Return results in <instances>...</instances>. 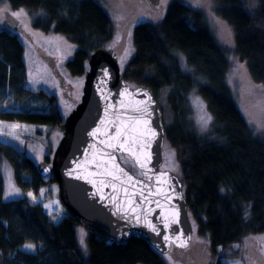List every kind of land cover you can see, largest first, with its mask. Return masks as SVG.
Here are the masks:
<instances>
[{
	"label": "trees",
	"instance_id": "trees-1",
	"mask_svg": "<svg viewBox=\"0 0 264 264\" xmlns=\"http://www.w3.org/2000/svg\"><path fill=\"white\" fill-rule=\"evenodd\" d=\"M0 2L7 3L11 11L23 9L33 29L62 34L77 45L66 63L73 77L85 75L93 51L103 46L116 48L114 22L98 0ZM204 2L230 27L233 52L264 100V0ZM146 3L133 1L130 16H144L132 27L134 54L120 67L128 84L145 86L156 98L163 114L164 143L174 150L175 171L183 181L194 233L188 249L172 248V262L191 264L195 257L192 253V259L190 250L198 243L200 254L211 258L212 264L237 257L244 264H264V109L263 124L256 128L235 100L229 85L233 71L229 50L219 43L203 10L169 0L153 18L145 15ZM14 28L6 21L0 24V102L6 88L18 101L33 94L41 101L54 102L53 96L32 92L26 85L24 49L16 29L28 35L22 26ZM179 53L192 71L182 69ZM244 84L240 104L246 108ZM193 89L212 117L204 134L195 132L186 111ZM0 120L43 124L63 132L64 119L56 107L0 109ZM3 157L11 163L23 191L36 193L48 177L55 181L51 175L41 176L24 151L0 141V164ZM124 157L121 155L122 160ZM2 195L0 171V264H167L163 254L146 241L133 237L124 246H114L106 230L82 227L67 212L56 221L26 196L6 201ZM78 225L84 230L87 250L80 245ZM26 243L34 244L36 251L23 250ZM234 244L247 246L246 255L238 256Z\"/></svg>",
	"mask_w": 264,
	"mask_h": 264
},
{
	"label": "water",
	"instance_id": "water-1",
	"mask_svg": "<svg viewBox=\"0 0 264 264\" xmlns=\"http://www.w3.org/2000/svg\"><path fill=\"white\" fill-rule=\"evenodd\" d=\"M11 16L5 14L6 23ZM87 64L81 96L63 121L50 163L37 162V170L55 179L65 211L82 227L106 230L112 245L124 246L134 237L163 255L188 248L194 229L181 177L162 167L165 128L156 98L147 87L124 80L113 47L96 49Z\"/></svg>",
	"mask_w": 264,
	"mask_h": 264
},
{
	"label": "rangeland",
	"instance_id": "rangeland-1",
	"mask_svg": "<svg viewBox=\"0 0 264 264\" xmlns=\"http://www.w3.org/2000/svg\"><path fill=\"white\" fill-rule=\"evenodd\" d=\"M98 1H100V3L109 13L114 22L116 37L114 44L116 46L115 49L117 50L119 55V64L122 66L127 63L128 60L134 54V46L132 41V27L135 23H137V20L143 19L144 15H141L135 19L130 16L129 11L133 7L132 5L134 0ZM146 1L148 2V4L146 3V7L148 8H146L147 11L145 15L155 18L157 17V14H160L159 11H162V9L164 8V4H166L169 0H160V4L156 6V8L153 7L149 0ZM181 1L191 4L195 8L203 10L205 17L209 23V27L212 29L219 43L229 50L231 64L233 67V71L229 75V85L235 96V100L238 106L240 105L244 114L248 118L249 123L251 125L256 126V128L261 127L263 124L261 120L262 110L264 109V100L261 96H259V94L257 93V88L253 86L248 76L246 75L244 64L238 60L236 54L233 52L232 35L230 27L227 26L213 12L208 2H204V0ZM4 7H7L9 9L7 3L0 2V8ZM9 12L11 14L12 12L16 11L9 10ZM11 18L13 19V16H11ZM4 19L5 14L0 17V24H4ZM26 19L27 15H24L17 22V25L22 26L26 34L29 36H25L21 32L20 34H17V37L24 49L23 62L25 83L32 92L42 91L47 94L48 97L53 96L55 98V101L49 104L47 101H41L36 97V95L33 94L22 101H18L11 96V93L8 92V89L6 88L4 90L3 97L1 98L0 109L49 110L52 107H56L59 110L62 118L65 119L68 113L71 111L73 103L71 99L67 96L68 87L66 89L62 87L61 90V86L60 84L58 85V81L62 78L61 76L56 77L54 72L55 69L58 68L59 73L65 77L66 82L72 84L71 94L74 97L80 98L82 93L84 76L73 77L69 74L66 67V63L71 58L73 52L76 50L77 45L66 40V38L62 34H46L39 30L33 29L29 25L28 20ZM42 53H44L46 56L53 57V60L56 63V66L53 69L54 72L49 66V63L52 59H48ZM178 58L180 60V64L183 70L192 71V68L187 67L186 59L183 54L179 53ZM241 65H243V67H241ZM197 78L200 79V76L197 75ZM244 82L246 84V93H248V105L246 108H243L240 104V98ZM197 101H199V103H197ZM187 104L188 106L186 111L189 114L188 116L193 126V129L198 134L206 133L210 128L212 119L207 124V126H204L201 121V117L211 116V114L207 108L205 101L197 93L196 89H193L189 93ZM13 125H19V127L13 128ZM61 136V132L52 129L48 125L34 124L23 121L0 120V141L4 144L10 145L11 147L19 151H24L25 154L35 163L42 160H46L48 161V163H50L49 159L52 158ZM122 161L135 173H139V171L133 164L132 160L129 159V157H124ZM176 163L177 162L174 150L165 142L163 145L162 167L175 171ZM0 171L3 181L2 196L4 200H15L26 196L31 203L40 204L46 210V212L56 221L61 217V215L66 212L59 201L57 183L56 181L50 180V177L47 178L48 182L43 186L39 187L37 192L34 193L31 190L23 191L22 188L19 187L15 179L13 167L5 157L1 159ZM23 177L26 179L29 178L27 174H25ZM9 192H14V194L11 196L6 195ZM29 193H31L32 195L29 196ZM45 205H48L49 207H45ZM81 229L82 228L78 225L77 233L79 241ZM23 246L21 248L25 251H36V247L34 250H26ZM193 247L195 248V250L192 251L191 249L190 255L193 259V253L195 259L193 262H191V264H212L211 258L205 255L202 256L200 254L198 243H196V246ZM84 248L85 250H87L86 245L84 246ZM246 248L247 246H242L239 244L233 245V249L238 252V256L240 257L246 255ZM163 259L166 261L167 264H173L172 258L169 254L163 255ZM221 260L223 264H244V262L241 261L238 257L222 258ZM253 262L255 264V261Z\"/></svg>",
	"mask_w": 264,
	"mask_h": 264
},
{
	"label": "snow or ice",
	"instance_id": "snow-or-ice-1",
	"mask_svg": "<svg viewBox=\"0 0 264 264\" xmlns=\"http://www.w3.org/2000/svg\"><path fill=\"white\" fill-rule=\"evenodd\" d=\"M8 11H9V9L7 7L0 8V17H2L4 14L8 13ZM11 15L13 17H15L16 19H20L22 16L26 15V13H25V11L23 9H20L19 11L12 12ZM126 55H127V50H126ZM241 67H243V65H241ZM197 103H199V101H197ZM211 119H212L211 116H202L201 117V121H202L204 126H207V124L211 121ZM12 127L16 128V127H19V125H13ZM153 135H155V133H153ZM141 167H144V165L141 164ZM45 171H47V169H45ZM121 171H123V170L121 169ZM125 175H127V173H125ZM129 179H131V177H129ZM13 194H14V192H9L6 195L11 196ZM28 195L31 196L32 194L29 193ZM45 207H49V206L45 205ZM175 222H178V221H174V223ZM150 227H151L152 231H156L155 226H151L150 225ZM166 227H167V225H166ZM157 234H159V233H157ZM84 235H85V233H84L83 229H81L80 230V243H81L82 246H85ZM164 239L168 240L169 237L165 236ZM179 239H180V237H177V240H179ZM178 246L179 247H186V243L181 242L180 244H178ZM23 247L26 250H34L36 246L29 243V244H25ZM262 247H264V245H262Z\"/></svg>",
	"mask_w": 264,
	"mask_h": 264
},
{
	"label": "flooded vegetation",
	"instance_id": "flooded-vegetation-1",
	"mask_svg": "<svg viewBox=\"0 0 264 264\" xmlns=\"http://www.w3.org/2000/svg\"><path fill=\"white\" fill-rule=\"evenodd\" d=\"M7 21H8L7 23H8L9 26L10 25H14V27H15L14 29L17 28V22H18V20H16L14 17H13V19H10V17H8V20ZM16 34H20V32L16 30ZM47 57H48V59H52L51 62L49 63V66L53 70L55 68V66H56V63L53 60V57L52 56H47ZM53 72H54V70H53ZM55 73L58 74V76H61V74L59 73V69L58 68L55 69ZM60 80L61 81L59 82L58 79H57L58 85L60 84V86H61L60 87L61 90H62V87L65 88V89L68 87V92H67L68 94H67V96L71 99V101L73 103V107L71 108V110H72L74 108L76 102L79 100V97H74L71 94L72 84L67 83L66 82V79H60ZM49 161H50V159H49ZM46 162L48 163V161H46ZM186 249H188V248H186ZM171 250H173V249L171 248ZM171 250H170V252H171ZM178 250H182L183 251L185 249H178ZM262 250H263V255H264V247H262ZM170 252L168 254H170Z\"/></svg>",
	"mask_w": 264,
	"mask_h": 264
}]
</instances>
